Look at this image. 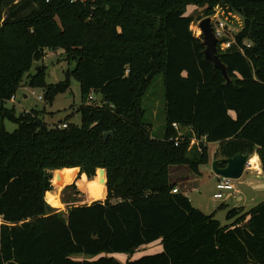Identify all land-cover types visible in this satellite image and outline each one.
<instances>
[{
  "label": "trees",
  "instance_id": "1",
  "mask_svg": "<svg viewBox=\"0 0 264 264\" xmlns=\"http://www.w3.org/2000/svg\"><path fill=\"white\" fill-rule=\"evenodd\" d=\"M189 5L200 8L198 22L217 7L243 19L234 44L217 47L229 83L205 61ZM59 49L74 63L64 81L47 84L41 68L26 83L50 103L76 79L79 126L48 127L38 112L6 106L33 62ZM159 76L157 139L143 100ZM192 137L200 150L187 151ZM211 143L216 158L248 153L264 174V0H0V264H264V201L229 208L221 225L170 181L171 167L198 176ZM52 171L58 188L76 177L67 187L84 184L93 203L52 208ZM157 241L160 253L125 263L102 256Z\"/></svg>",
  "mask_w": 264,
  "mask_h": 264
},
{
  "label": "rangeland",
  "instance_id": "2",
  "mask_svg": "<svg viewBox=\"0 0 264 264\" xmlns=\"http://www.w3.org/2000/svg\"><path fill=\"white\" fill-rule=\"evenodd\" d=\"M214 12L217 14V20L223 21L229 40L233 39V37L241 31L243 26V19L235 13L226 12V10L222 9L221 7L215 8ZM185 15L193 17L194 21L191 24L190 29L195 37H199L200 31L197 28L198 21L196 20L198 19V17L201 16L200 8L189 5L186 7ZM41 68H44L46 70L45 82L49 85H54L64 81L65 73L69 70L70 72L72 71V69L74 68V63L68 60L63 50L59 49L53 52H46L42 59L33 62L30 71L24 76L20 88L14 96L15 100L12 102L9 101L6 106L8 108L13 107L16 115L31 111L38 112L39 119L44 122L48 127H54L56 125L61 124L79 126L81 123V119L79 113L77 112V109L81 106L82 102L80 98V86L78 81L73 77H69V83L67 88L64 91L53 95L51 102L48 103L45 100L44 91H42L41 89H31L27 86L26 83V77L28 75H34ZM38 97H42V100H38ZM93 97L95 99L94 101H92V103L98 104L100 98L97 95H93ZM143 107L145 109V121L151 125V137L160 139L163 135L164 126V89L162 78L160 76L155 79L149 90V93L144 98ZM3 125L5 130L8 132H13L16 129L15 125L7 121L4 122ZM193 147L194 146H190L188 144L187 151H191V148ZM216 148L217 145L215 143H211L208 146V155L210 157L208 165L200 167V174L198 176L195 175L197 177V181L194 187L197 189L196 191L194 190L193 193L187 194V197L190 199L192 205L199 209L202 213L206 215L214 213V218L219 221L221 225H225L228 223L225 220L227 210L229 209V207L233 206V204L241 205L237 201H240L242 197V192L249 190L250 186L248 183L250 181H253V183L260 181L259 188L264 190V181L256 178L251 180V177L248 176V172H251L253 170L255 171V169L249 166V168L244 171L240 179L232 180V185L234 186V189L236 191H239V194L236 195L234 199H214L213 194L217 192L215 189L216 180L215 175L211 170L210 164L213 162L212 159ZM55 172L56 171L51 172V183L53 182ZM171 173L173 174L174 178L191 176L186 166H181L179 168L173 167ZM96 177L97 173L95 178ZM95 178L90 180H84L85 182L89 183L94 181ZM75 180L76 177L70 184L61 186L60 188H58V186L52 183L53 190L51 194L54 197H57V201L59 203L58 207L52 208L61 211H66L68 207L73 205L79 206L83 204L93 203L90 202L88 199L86 190L87 188L84 184L80 185V182H76V188L78 190V193H76L74 188L67 187L73 184ZM183 186L185 187V185L182 183L181 185L179 184V186H177L178 192H183L185 190ZM233 191L231 193L232 195ZM262 201H264L263 191L260 193L258 192V194H256V197L253 202H250V204L246 203L243 205H245L244 208L248 210ZM221 206H223V208H221ZM244 208L243 210L245 211ZM161 251L162 245L160 241H157L150 245L140 247L131 254H107L102 256L112 257L120 263H125L130 260L138 259L142 256L160 253ZM81 257L84 256H78L77 259H80ZM97 258L98 257H95L93 258V260Z\"/></svg>",
  "mask_w": 264,
  "mask_h": 264
},
{
  "label": "water",
  "instance_id": "3",
  "mask_svg": "<svg viewBox=\"0 0 264 264\" xmlns=\"http://www.w3.org/2000/svg\"><path fill=\"white\" fill-rule=\"evenodd\" d=\"M197 28L202 37L201 45L204 47L203 55L205 61L211 63L213 68L220 72L226 83H229L230 80L227 74V69L216 54L218 40L213 34L211 18L205 17L201 19L197 24ZM112 136V132H107L103 134V139L106 140L108 137ZM250 157L251 156L248 153H238L231 158L215 159L211 163V170L215 176L230 180H238L242 177ZM96 173L98 176H101V174L104 173L105 185V170L98 169Z\"/></svg>",
  "mask_w": 264,
  "mask_h": 264
},
{
  "label": "built area",
  "instance_id": "4",
  "mask_svg": "<svg viewBox=\"0 0 264 264\" xmlns=\"http://www.w3.org/2000/svg\"><path fill=\"white\" fill-rule=\"evenodd\" d=\"M212 16L210 18L212 20L213 34L218 40L217 47L219 48L220 51H225L234 44V39L229 40L225 25L223 21L217 20V14L215 12ZM246 47H249V43H246ZM38 100H42V97H38ZM88 100L89 101L93 100L92 94H90ZM10 101L11 102L14 101V97H12ZM172 126L176 130L177 137L179 138L181 136V132L178 130L177 125L173 124ZM65 127L66 124H61L58 126V128H65ZM203 142L205 144V141ZM189 145L194 146L198 148V150H200V143L194 137H192L189 140ZM248 168H249V162L246 164L245 171ZM215 178H216L215 189L217 192L213 194V198L214 199L228 198L229 194L234 190V186L232 185V180L221 178L218 176H215ZM176 192L177 190L172 191V193H176Z\"/></svg>",
  "mask_w": 264,
  "mask_h": 264
},
{
  "label": "crops",
  "instance_id": "5",
  "mask_svg": "<svg viewBox=\"0 0 264 264\" xmlns=\"http://www.w3.org/2000/svg\"><path fill=\"white\" fill-rule=\"evenodd\" d=\"M25 98V97H24ZM14 100H15V98H14ZM210 144H208L207 145V147L209 146ZM217 145V144H216ZM217 148H218V145H217ZM217 148L215 149V153H214V156H213V161L215 160V159H220V158H216L215 157V155H216V151H217ZM254 155V154H253ZM255 155H257V154H255ZM209 156V155H208ZM210 158V157H209ZM259 161V160H258ZM210 164V163H209ZM207 166V165H206ZM210 166H211V164H210ZM174 168H179V167H174ZM172 169H173V167H171L170 169H169V171H170V181L171 182H173V183H176V185L177 186H179V184L181 185V183L182 184H184L185 185V187L183 186V188L185 189L184 191H183V193L184 194H189V193H193L194 192V190L196 191V189L197 188H195L194 186H195V183H196V181H197V177L195 176V175H193V173H191L190 171H189V173L191 174V176H183V177H177V178H174L173 177V174L171 173L172 172ZM200 172V171H199ZM249 174H248V176L249 177H251L250 179L251 180H253V179H259V180H262V181H264V174L262 173V170H261V165H260V161H259V168L258 169H256L255 171L253 170V171H251V172H248ZM215 180H216V178H215ZM260 181H258V182H256V183H253V181H250L248 184H249V186H250V188H249V190L248 191H244V192H242V194H241V199H240V201H237V202H239L241 205H235V204H233V206H231V207H229V208H238V207H242V208H244L245 207V205H243V204H250V202H253L254 201V199H255V197H256V194H258V192L260 193V192H264V190H262V189H260L259 188V185H260V183H259ZM176 186V187H177ZM105 191H106V188H105ZM232 193V192H231ZM229 194V196H228V199H230V198H232V199H234L235 197H236V195H238L239 194V191H236L235 189H234V191H233V195L232 194ZM105 197H106V193H105ZM105 197H104V199H105ZM103 199V200H104ZM189 199V198H188ZM103 200H100V201H103ZM189 201H190V199H189ZM190 203H191V201H190ZM87 205H90V204H87ZM191 205H192V203H191ZM257 205V204H256ZM193 206V205H192ZM194 207V206H193ZM194 208H196V207H194ZM252 208V207H251ZM250 208V209H251ZM197 209V208H196ZM245 209V208H244ZM199 210V209H198ZM249 210V209H248ZM248 210H246L245 209V212L246 211H248ZM83 259H85V257H81L80 258V260H83Z\"/></svg>",
  "mask_w": 264,
  "mask_h": 264
},
{
  "label": "bare ground",
  "instance_id": "6",
  "mask_svg": "<svg viewBox=\"0 0 264 264\" xmlns=\"http://www.w3.org/2000/svg\"><path fill=\"white\" fill-rule=\"evenodd\" d=\"M248 162H249V160H248ZM249 166H250V163H249Z\"/></svg>",
  "mask_w": 264,
  "mask_h": 264
}]
</instances>
